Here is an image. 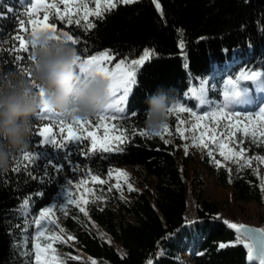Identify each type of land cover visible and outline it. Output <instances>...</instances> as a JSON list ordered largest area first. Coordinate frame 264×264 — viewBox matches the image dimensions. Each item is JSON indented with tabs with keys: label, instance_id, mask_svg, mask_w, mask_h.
<instances>
[{
	"label": "trees",
	"instance_id": "obj_1",
	"mask_svg": "<svg viewBox=\"0 0 264 264\" xmlns=\"http://www.w3.org/2000/svg\"><path fill=\"white\" fill-rule=\"evenodd\" d=\"M25 3L0 0V41L4 49L13 47L10 37L16 34L17 21L26 19L23 16ZM159 3L163 15L152 0L119 4L106 12L103 19L89 16L95 27L88 31L84 30V21L77 26L50 19L57 23L58 30H69L80 39L77 51L82 57L85 47L87 55L108 50L115 57L114 61L139 57L145 49L154 52V56L137 70V84L133 86L134 94L130 93L126 112L116 114L114 120H106L113 131L106 140L107 146L114 145L115 137L128 136L129 143L121 145L122 151L104 153L97 148L94 153L85 155L91 140L83 137L82 143L69 145L66 150L69 163L62 158L64 152L40 143L41 137L35 129L49 122L48 118L33 117L27 151L41 152L40 165L32 172L37 178L30 179L23 171H12L14 162L7 172L0 173V264H29L30 256L35 264L36 225L32 218L51 202L58 205V192L74 165L97 175L107 174L116 166L129 165L155 179L151 187L130 191L133 195L130 201L120 200L111 190L102 204H85L75 198V204L66 202L62 208L54 207L57 219L75 237L76 247L67 242H55V254L73 256L66 258L67 264H89L81 259L82 255L98 264H148L149 261L183 264L174 260L178 255L180 232L194 244L191 264H258L247 261L242 245L218 247L237 237L223 217L215 216L219 208L216 202L201 198L195 207L189 205L183 172L191 155L181 148L175 116L168 117L172 136L164 140L169 143L159 137L141 136L139 130L145 128L147 98L158 86L170 90L174 101L195 107V101H189L184 94L191 88L198 89L201 80L206 83L213 80L208 94L219 99L222 78L226 75L235 78L241 69L264 70V0H159ZM13 60L9 51L0 52V72L18 71ZM227 62L231 64L230 71L222 77ZM242 85L251 89L253 102L255 85L250 81ZM132 112L138 113V118L131 116ZM133 129L137 130L135 135ZM239 147H243L247 155H264V147L251 143L249 138ZM20 155L21 152L15 157ZM50 157L64 165L62 172L46 167ZM203 159L219 184L229 185L242 200L264 202V191L260 188L264 172L257 161L247 167H241V163L229 172L224 164L216 166L206 155ZM26 198L30 201L22 215L19 209ZM79 207L86 209L87 216Z\"/></svg>",
	"mask_w": 264,
	"mask_h": 264
},
{
	"label": "snow or ice",
	"instance_id": "obj_2",
	"mask_svg": "<svg viewBox=\"0 0 264 264\" xmlns=\"http://www.w3.org/2000/svg\"><path fill=\"white\" fill-rule=\"evenodd\" d=\"M95 7L90 9L88 7L87 0H26L24 7L23 16L26 19H19L17 21L18 28L15 30L16 34L11 36L10 39L13 42V47L9 49L3 48V41H0V52L9 51L14 57L13 62L17 65L19 72L30 76L31 68L33 63V57L31 55L32 47H35L34 44H30L29 36L36 33L37 30H50L53 33V38L59 40L64 38V42L69 43L71 46L76 48L81 43L78 37H74L69 30H58L56 22L52 21H66L69 25L75 24L81 26L82 21L86 22L83 24L84 30L88 31L95 27V23L89 20V16L95 17L96 19H103L106 12H111L117 7V5H128L138 2V0H92ZM155 4V8L161 12V5L159 0H152ZM60 5H63L64 8L61 10ZM41 9L42 16H41ZM11 11V9H9ZM81 17V18H77ZM27 25V26H26ZM18 41V46L16 42ZM181 48H183V43H181ZM78 52V51H77ZM85 55L82 57L78 53L77 60L82 67L80 72L85 75H95L100 74L104 76L110 82L109 89V103L108 105L96 116V125L99 127L106 120L116 119V114H123L126 112V108L123 106L129 103L130 93L134 94L133 86L137 84L136 74L140 66L144 65L145 61H148L154 56V52L149 49H145L143 54L138 59H133L130 62L126 59L119 60L118 63H115L114 67L111 66V62L115 57L110 54L108 50L100 52L96 55H87V49H84ZM241 81H250L253 82L256 88L264 89V70H248L241 69V71L236 75L235 78L229 76L223 83V99L220 102H215L209 99L208 92L210 89L207 87L205 81L201 80L200 87L198 89L191 88L188 92L184 94L189 101H195V108L202 112V115H198L197 110H194L191 107H186L184 103L180 100H175L167 110V116H175L178 121L176 131L179 134V138L190 140L191 144L186 143L183 147L187 153L190 146L197 147L201 149H208L207 155L212 158V163L216 166H221V161L215 159L214 150L209 147L213 145L215 150H218L219 155L224 157L225 161L231 159L233 163L239 164V161L243 159L245 163L241 167L251 166L252 157H244L243 152L244 148L241 147L240 151L237 152L233 147L229 146L234 138H236L237 133L242 132L244 137H250L251 143H258L261 147H264V106H258V111L253 110L249 111H237L231 106L239 105L244 103H250L251 100L248 96V88L246 86H241ZM117 93H122L117 96ZM188 112L191 117L195 118V122H191V128L187 131L192 132L190 137L184 135L186 130H183L179 127L185 123L182 119L179 118L178 113ZM131 116L137 117L138 113L132 112ZM37 119L44 120L48 118V123H46L42 128L35 129V132L38 133L40 137H43L40 140V143L46 147H49L51 150L58 152H64V160H68L70 163V157L67 154V149L69 145L79 144L83 142V133H87V137L91 140L90 149L84 151L83 154L90 155L94 153L97 148L104 153L110 151H122L123 148L121 145L129 143L127 135L121 137H115V142L113 146H107L106 142L97 144L96 134L93 131H89L88 127L92 124L91 119H81L79 117L71 118V124H68L65 117L61 114L49 109L46 105L42 107L35 114ZM56 118V125L59 126V134L62 136V139L55 138V134L52 133V127L56 126L52 124V118ZM234 117L238 119H233ZM240 117L246 118L245 120L239 119ZM205 118H210L211 124H214L215 127H212L210 124L201 123ZM253 118L258 121L257 124H252ZM51 125V126H50ZM75 126V130H73ZM114 127V126H113ZM223 130H219L218 129ZM67 129V135H63ZM199 131L197 135V130ZM136 129H133V135L136 134ZM209 132L212 134L209 135ZM167 133L169 136H172V132L169 130V123L163 125L162 129L155 133H150L146 128L139 130V135L144 136L148 139L153 137H159L164 140V134ZM259 136V139H258ZM175 138V137H174ZM207 141V142H206ZM165 143H169V140H164ZM236 143L242 144V140H237ZM255 159L264 162V157H256ZM41 161V152H29L21 151V155L14 157V166L12 171L15 172H25L27 173L30 179L33 177L32 172L35 167L40 165ZM46 167H51L56 173L63 171L64 165L59 162H54V158L50 157L46 161ZM75 170V169H74ZM122 172V170H120ZM231 169H229V172ZM112 170H109V175H111ZM123 175L127 173L122 172ZM89 175L92 176L94 182L103 184L104 181L100 179L99 176L92 175L89 171ZM71 184L70 181L66 182L65 189L68 196V202L75 204L76 200L73 198L72 193L67 191V185ZM261 191H264V179H262L260 185ZM128 190L133 191L131 184L128 185ZM111 191V189H109ZM30 198H26L24 203L21 205L19 211L23 215L28 208ZM89 201L84 200V203L87 204ZM63 203L55 205L56 208H62ZM53 211L52 207H45L40 210L39 216L32 218V222L36 225V239L39 240L41 237L45 236L44 225L42 221L49 223H54L50 221L49 213ZM79 211L84 213L87 216V211L84 207H79ZM25 217V219H28ZM225 223L231 228L234 229L237 233V239L234 244L242 245L247 249V260L249 262L258 261L259 264H264V228H251L247 227L244 224H237L234 222L225 221ZM27 231V229H25ZM51 242L47 243L43 247L37 243L33 245L35 249L34 252V261L35 264H63L59 260L58 254H54L51 259L45 258L41 259L42 255L47 254L49 250L54 253L52 247V242L60 240L61 243H66L60 236L53 234L50 237H47ZM69 239H75V237L69 236ZM27 243V241H25ZM234 244L220 243L218 247L220 249L234 246ZM28 255V253H25ZM29 264H32V257L29 258ZM95 264V262H93ZM148 264H152V261H149Z\"/></svg>",
	"mask_w": 264,
	"mask_h": 264
},
{
	"label": "rangeland",
	"instance_id": "obj_3",
	"mask_svg": "<svg viewBox=\"0 0 264 264\" xmlns=\"http://www.w3.org/2000/svg\"><path fill=\"white\" fill-rule=\"evenodd\" d=\"M21 2H26V0H20ZM51 2V0H49ZM88 7L90 9H94L95 5L92 2V0H87ZM61 10H63L64 6L60 5ZM42 9H41V16H42ZM51 22V21H49ZM103 52V51H100ZM100 52H97L93 55H96ZM143 54V53H142ZM140 57V56H139ZM139 57L129 59L127 61H131L133 59H138ZM117 61H112L111 66L114 67L115 63H118ZM230 65L226 64V66L222 69V77L224 76L225 70L228 69ZM223 82L227 79L222 78ZM244 81H241L240 83H243ZM207 87L210 89L212 85H214L213 80L207 81ZM241 86H243L241 84ZM223 88L224 83L220 86V94L221 97L218 100L215 96H211L208 94V97L210 100L215 102H220L223 99ZM257 95H256V102H250V103H244L239 105H233L231 106L237 111H249L252 112L253 110L258 111V106H264V89H257ZM122 93H117V96H119ZM249 98L252 97V94L250 93V90L248 91ZM184 103V102H182ZM186 107H190L187 103H184ZM127 104L123 105L126 107ZM194 110H197L195 107H191ZM198 115H202L203 113L198 111ZM178 116L180 119L185 121L184 124L179 125V127L183 130H186L184 132V135L187 137H190L192 135V132L187 131V129L191 128V122H195V118L191 117L190 113L188 112H181L178 113ZM68 124H71V120L65 118ZM92 120V124L88 127L89 131H93L96 134L97 144L104 143L108 138H110L113 134V131L110 128V125L107 121H105L103 124H101L99 127L96 125V117L90 118ZM233 119H238L234 117ZM239 119L245 120L246 118L240 117ZM247 122V121H246ZM48 123V122H47ZM201 123H207L210 124L212 127H215L214 124H211L210 118H205ZM46 124V123H45ZM44 124V125H45ZM52 124L56 125V118H52ZM178 121L176 120L175 123V129L177 127ZM252 124H257L258 121H256L254 118L252 120ZM43 125V126H44ZM42 126V127H43ZM51 126V125H50ZM41 127V128H42ZM260 127H264V125H261ZM73 130H75V126H73ZM203 129L197 130V135L199 134V131H202ZM219 130H223L222 127ZM177 132V131H176ZM52 133L55 134V138L62 139V136L59 134V126L56 125L52 127ZM212 133L209 132V135ZM63 135H67V129L63 133ZM177 135L179 136L178 132ZM169 135L167 133L164 134L165 139H169ZM83 137H87V133H83ZM240 138V140H244L246 137L243 136L242 132L237 133L236 138H234L231 142H229V146L233 147L235 151L239 152L240 147L239 144L236 143V141ZM250 139V137H247ZM43 137H41V140ZM259 139V136H258ZM207 142V141H206ZM181 148L183 152H185L184 145L188 143L191 144L190 140H185L180 138ZM210 148L214 150V156L215 159L220 160L221 164H224L232 171L241 163H245L243 159L239 161V164L233 163L231 159L225 161L224 157H221L219 155L218 150H215L213 145H209ZM208 149H201L197 147L190 146L187 153L191 155V158L186 164L185 170L183 172L184 181L186 184V194H187V200L191 207H195L200 202L199 200L201 198H206L208 200L214 201L218 204L219 208L217 212L215 213V216H221L228 222H238V221H247L251 223H257V224H263L264 225V202L259 203L255 200H242L237 196V194L233 191V189L229 185H221L218 183L216 178L213 176V174L210 172L209 168L206 166V163L204 162L203 156L206 155L207 158L212 163V158L207 155ZM244 157H252V162L257 161L258 165L261 167V169L264 172V162H261L258 159H255L256 157H264V155H247L245 151L243 152ZM75 169V170H74ZM127 173V175H123L122 172ZM92 175L99 176L101 180L104 181L103 184H100L98 182H94L92 180V176L89 175V170L85 167H81L78 165H74L71 167L70 171L66 174L65 178V184L60 188L58 192V204L63 203V205L68 202V196L66 193L65 185L66 182L70 181L71 184L67 185V191L72 193L73 198H78L82 201L87 199L90 203L95 204H102L104 201L108 199L109 196V189L113 190L117 197L122 201H130L133 198V195L128 190V185L131 184L133 189H139L142 190L145 187L149 186L151 187L153 185L155 177L150 174L142 173L129 165H122V166H116L112 169L111 175H109V172L104 175ZM54 202H51L46 207H52L53 211L49 213L50 221H53L54 223H49L46 221H42V224L44 225V232L45 236L41 237L39 240H37L36 232L37 228L35 229L34 233V245L39 243L42 247L46 245L47 243L51 242L47 237L52 236L53 234L60 236L64 241H66L69 244H72L76 247L74 243V239H69V236L73 237L72 234L68 231H66L63 227V225L60 223V221L57 219L54 211ZM45 208V207H44ZM43 209V208H42ZM41 210V209H40ZM37 213V216H39V212ZM106 240L114 245L116 244L108 237L104 236ZM237 237V235H236ZM237 239V238H236ZM60 241L56 240L55 242ZM177 241L179 242V250L178 255L174 257V260H177L178 262H181L183 264H191V250L192 246L194 245L191 240H189L185 235L180 234L177 237ZM236 241V240H235ZM235 241L228 242V244H234ZM55 242H52V247L55 250ZM78 248V247H77ZM35 251V249H34ZM60 253L59 260L63 262V264H67L66 258L73 257L72 255L69 256L68 253L63 254ZM55 254L49 250L45 255H42L41 259L44 260L45 258L51 259L53 255ZM72 254H75L72 252ZM88 261L89 264H93L95 262L93 259L88 258L86 255L81 257V259ZM95 264H98L95 262Z\"/></svg>",
	"mask_w": 264,
	"mask_h": 264
},
{
	"label": "clouds",
	"instance_id": "obj_4",
	"mask_svg": "<svg viewBox=\"0 0 264 264\" xmlns=\"http://www.w3.org/2000/svg\"><path fill=\"white\" fill-rule=\"evenodd\" d=\"M33 63L31 75L15 70L0 72V173L7 172L14 157L29 147L33 117L45 105L67 119L96 117L109 103L110 82L100 74L80 72L78 52L50 30L29 36ZM145 128L158 132L168 122L174 102L170 90L158 86L147 98Z\"/></svg>",
	"mask_w": 264,
	"mask_h": 264
},
{
	"label": "water",
	"instance_id": "obj_5",
	"mask_svg": "<svg viewBox=\"0 0 264 264\" xmlns=\"http://www.w3.org/2000/svg\"><path fill=\"white\" fill-rule=\"evenodd\" d=\"M235 223H237V224H244L247 227H251V228H264V225L263 224L251 223V222H247V221H238V222H235ZM232 230L236 233V231L234 229H232ZM236 235H237V233H236ZM246 252H247V249H246ZM246 258H247V253H246ZM255 262L259 264L258 261H253V263H255Z\"/></svg>",
	"mask_w": 264,
	"mask_h": 264
}]
</instances>
